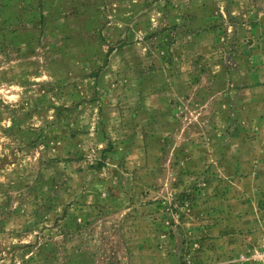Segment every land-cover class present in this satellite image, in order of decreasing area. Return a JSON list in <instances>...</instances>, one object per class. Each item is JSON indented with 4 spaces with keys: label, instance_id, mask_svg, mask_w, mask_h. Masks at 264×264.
Returning <instances> with one entry per match:
<instances>
[{
    "label": "rangeland",
    "instance_id": "1",
    "mask_svg": "<svg viewBox=\"0 0 264 264\" xmlns=\"http://www.w3.org/2000/svg\"><path fill=\"white\" fill-rule=\"evenodd\" d=\"M0 264H264V0H0Z\"/></svg>",
    "mask_w": 264,
    "mask_h": 264
}]
</instances>
